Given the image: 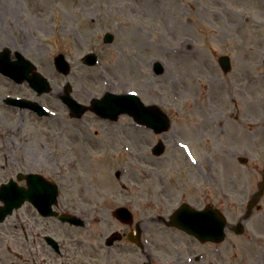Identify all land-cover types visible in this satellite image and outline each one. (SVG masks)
<instances>
[{
	"label": "rangeland",
	"instance_id": "374dc122",
	"mask_svg": "<svg viewBox=\"0 0 264 264\" xmlns=\"http://www.w3.org/2000/svg\"><path fill=\"white\" fill-rule=\"evenodd\" d=\"M106 31L114 33L112 43H104ZM4 46L21 48L50 80L53 88L42 97L54 116L39 119L8 106L5 93L33 92L0 74V124L5 119L21 126L19 134L4 130L7 136L17 135L19 145L0 150V180L7 167L50 170L72 208L82 205L91 214L87 222L106 236L122 231L112 211L126 205L125 199L133 202L134 224L150 221L153 232L161 226L156 217L183 201L203 207L214 200L231 223L245 215L264 171V0H0V50ZM183 46L192 53L180 54ZM91 51L100 57L95 66L82 62ZM60 52L72 65L66 76L54 66ZM223 54L232 60L227 74L218 63ZM157 59L164 64L160 74L154 71ZM67 81L84 103L104 91L137 90L146 104L168 113L171 125L157 134L136 126L129 115L111 122L89 111L72 119L58 97ZM120 134H127L125 141ZM160 138L167 147L155 156L151 149ZM124 144L133 155L123 151ZM221 145L237 147L248 160L240 163L234 153L228 157ZM118 170L123 171L120 177ZM221 188L229 197L224 203ZM260 204L244 222V232L230 233L217 252L212 242L181 240L175 233L164 249L157 248L165 258L180 251L175 264L200 252L205 259L193 264H264V196ZM11 224L14 218L0 230L4 246L12 249L5 255L13 259L22 243ZM60 232L59 238L71 242L69 263L94 264L96 236L80 238L85 230L73 227ZM131 263L125 259L124 264Z\"/></svg>",
	"mask_w": 264,
	"mask_h": 264
},
{
	"label": "flooded vegetation",
	"instance_id": "af4514ba",
	"mask_svg": "<svg viewBox=\"0 0 264 264\" xmlns=\"http://www.w3.org/2000/svg\"><path fill=\"white\" fill-rule=\"evenodd\" d=\"M15 84L19 87L20 90H23L22 86L26 85L33 92V95L31 93L28 94L27 92H15V96L26 99H38L41 97L30 87L28 83ZM15 109L23 110L20 107H16ZM2 124H4V126ZM18 124L19 123H15L14 121H6L5 119L2 120V123L0 124V150L5 149L12 151L18 149L19 142L16 138L19 137L17 135L15 137L7 136L4 134V132L1 131L7 129L12 134H16V131H18L17 134H19V131H21V126L17 128ZM126 129L127 128L124 127L122 132L125 133ZM122 135L120 134L119 137L121 136V138L124 140L127 137V134L123 137ZM226 153L230 156L232 154L230 149H227ZM20 172L39 173L43 175L45 179L52 185L57 182L54 177H52L50 170L45 168H38L33 171H18L12 168H6L5 178L2 176V180H0L1 183L7 180V176L11 177L12 175ZM19 184L23 186L26 184V181H21ZM224 189L225 188H221V192L219 193V201L221 203H224V201H229L228 195L226 193H222ZM57 191L59 192L58 199H54V201L52 202V209L58 211L59 213H62L66 211V208L69 209V207L73 206V204H70L68 202L69 199L67 197H64V191L59 182H57ZM158 194L161 198L160 200L167 205V201L164 198L163 191L158 192ZM38 198L39 199L37 200V203L39 205H44L45 203L50 201L52 197L51 194H49V192L47 191L39 194ZM213 202L215 203L214 200H211L208 204H211L212 206L217 207L222 212H224L222 207L216 206ZM216 204H219L221 206V204L218 202ZM40 212L42 211H39L31 202L26 201L23 206L15 210L13 215L9 217L14 218L15 220V224H11L10 226H13L14 230H18V235L20 236L22 245H19V250L17 249L18 251L14 255L15 258L12 259L9 256H6L5 251H8L10 253L12 249L10 247L8 249V247L4 246L5 244L3 242L2 231L0 230V264H72L69 263V260L73 258V255L71 254V242L66 237H58V234L61 233L60 231H64L66 227L71 226L68 223L60 221L52 214L43 215ZM169 216L170 213H167L164 216L159 215L158 217H156L157 221L161 223V226H158L160 230L157 232H153L150 230V221L140 220L135 224H124L120 220H118L117 222L120 223L122 230L120 231L119 235L120 239L113 242L111 245L107 244V238L109 235H103L98 230V227L93 226L91 222H87V226L84 229L85 232H81L79 236L80 238L84 236L88 238V236L91 235L97 237L98 243L96 246V252L98 256L94 257V264H124L126 258H130L132 260L131 264H175L176 261L174 258L181 253L180 251H174V253L177 254L175 257L165 258V256L161 254V248L164 249L162 246L166 244L170 239H172V234L175 233L179 235L181 240L183 239V236H187L189 240L197 239L181 231L180 229L170 226L168 224ZM241 218L242 215L240 214L237 217L236 222H238ZM6 221H4V223ZM4 223H0V225ZM136 228H138L140 231H136ZM233 229L234 226H230V230ZM165 231H167V235L170 236L161 238L163 237L162 235ZM151 234L156 236L157 239L154 236L152 237ZM131 236H138L139 244L131 241L129 238ZM49 237L57 240L58 247L60 248L59 251H57L54 244L49 241ZM82 239L87 240L85 238ZM11 244L9 246H11ZM157 246H160L161 248H157ZM5 248H7V250H5ZM131 248L134 249L133 253ZM170 252L168 253V255L170 254ZM44 254L47 255V257L44 256ZM186 257L178 260L177 264H193L194 262H198L197 256L194 259L195 261H192L191 263L187 262ZM90 263L93 264V262Z\"/></svg>",
	"mask_w": 264,
	"mask_h": 264
},
{
	"label": "water",
	"instance_id": "95a60500",
	"mask_svg": "<svg viewBox=\"0 0 264 264\" xmlns=\"http://www.w3.org/2000/svg\"><path fill=\"white\" fill-rule=\"evenodd\" d=\"M106 40L111 41L112 35L108 34L106 36ZM5 60L6 59H0V70H3L8 74L15 76L16 74L15 67L8 66L7 64H5L4 63ZM84 61L88 64H94L96 62V57L93 54H87L84 58ZM220 62L224 68H229L228 57H221ZM56 65L60 71L65 73H67L70 69L69 64L65 61L63 55H59L56 57ZM157 70L159 72L162 71V68L159 64H157ZM44 81L46 85L44 91H48L50 88L48 86L49 85L48 81L46 79ZM121 98L123 99L121 101H118V97L116 95L106 94L103 97V99L94 100V108L96 109L97 112L99 113L101 112L102 114L117 113L114 115L115 118L120 112H124V111L132 112L136 120L147 123L149 124V126H153L156 128L157 126L155 125H160L162 127L159 130H164L169 127L170 121L168 119V116L162 113L158 107L145 106L136 97L132 98V100H130L131 97H126V99L124 97ZM129 103L130 106H128ZM83 110L85 109L82 107L81 112H83ZM149 112H151L153 116H150ZM161 151H162V146L159 145L158 148L156 149V152L160 153ZM36 181L34 182V190L38 189V187L36 186ZM263 191H264V181H262V183L260 184V191L257 193L256 200H258L259 196L263 194ZM253 204L254 202H251L249 204V207L251 208ZM173 220L176 223V225L188 230L189 232L198 234V236H201L203 240H207L209 238L214 240L222 239L221 235L223 233V227L225 226L224 219L216 210H213L211 208H206L204 210H196L189 206H182L175 213ZM70 221L75 223L81 222L80 220L74 219V217L73 218L71 217ZM216 232H218L219 234L216 235L217 234Z\"/></svg>",
	"mask_w": 264,
	"mask_h": 264
},
{
	"label": "snow or ice",
	"instance_id": "6c2138e0",
	"mask_svg": "<svg viewBox=\"0 0 264 264\" xmlns=\"http://www.w3.org/2000/svg\"><path fill=\"white\" fill-rule=\"evenodd\" d=\"M133 95H135V93H133Z\"/></svg>",
	"mask_w": 264,
	"mask_h": 264
}]
</instances>
